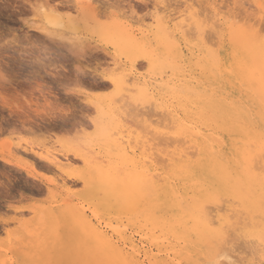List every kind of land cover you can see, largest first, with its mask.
<instances>
[{
    "label": "rangeland",
    "instance_id": "obj_1",
    "mask_svg": "<svg viewBox=\"0 0 264 264\" xmlns=\"http://www.w3.org/2000/svg\"><path fill=\"white\" fill-rule=\"evenodd\" d=\"M260 2H263L264 6V0H0V157L2 152L3 156H6L12 145L14 155L29 162L33 161L35 168L28 167L30 171H26L0 162V189L3 190L0 191V264H111V258L106 250L96 243L93 244L94 242L89 241L87 237L86 240L89 242L84 243L85 237L73 223L76 213L84 210L102 231L110 235L117 224L114 208L118 204L115 205L104 191L96 190V194L94 190L86 188L79 178L90 169L70 151L79 150L82 154L97 159L94 165L102 169L110 167L108 159L118 149L114 146L119 147L118 151L126 149L124 151L133 159L143 157L160 159L161 156L167 158L168 154L172 155L175 146L177 147L172 138L167 140L168 137L163 139L153 137L151 130V135L146 134L150 123L155 124L156 120V127L150 126L154 127L152 129L161 131L162 126L159 125L161 126L159 128L158 124L161 123L163 128L167 125L164 122L169 121L160 122L155 113L158 115L160 112L161 116L164 113V111L161 113L162 110H172L174 105V99L171 100L173 71L168 55L165 53L162 55V52L166 51L167 44L173 45V40L175 43L179 41L184 43L188 49L212 47L210 49L218 54L237 47H245V43L238 38L240 33L234 32V29L235 34L232 33L230 27H219L218 19L235 24L234 27L243 31L252 30L250 33L252 36L248 37V41L251 37L257 38L258 32L260 33L258 38L262 39L264 13L257 5ZM189 14L203 23L209 21L211 28L201 33L195 26L190 25L183 28L180 34H176L175 25L180 19L173 18ZM101 18L102 26L97 28L95 23ZM213 21L217 22L218 26L214 25ZM122 27H126V31L133 33L137 39L150 46L152 62L144 57H136L134 73L144 86L146 85L145 88H148L147 93L148 90L151 93H148V100L154 99L151 107L147 103L148 109L153 110L158 101L161 103L155 108L158 112L157 110L153 111L154 114L151 112L153 115L148 116L150 118L148 119L146 116L148 109L145 107L141 112L147 111H144L141 117H127L124 113L128 109L122 105L124 96L121 100L119 94L126 93L124 94L126 101L128 89L121 90V87H124L123 83L118 84L117 86H121L117 88L102 81V85L106 86L100 87L99 91L113 93L111 99L103 96L94 98V102L101 105L105 116L98 105L96 109L83 102H80L76 118L71 122L50 114L53 113L51 109L58 108L64 103L62 92L65 89V82L79 69H82L79 70L80 74L85 76L89 71L93 76L98 71L109 72L113 76L116 74V78L128 73L126 79L129 85L126 84L125 87L134 90L130 89L133 82L130 70L133 63L124 53V44L117 39V30ZM50 35H53V38L55 35H61L64 41L60 37L62 41L59 39L57 43L52 36L49 37ZM158 48H161L160 52L156 51ZM83 50H86V53ZM83 55L86 58H83ZM6 80L12 82L9 84ZM133 92L136 90L129 94L133 97L138 95V92L132 94ZM131 95L126 105L133 98ZM137 100L138 98H133V102ZM114 101L117 105L121 104V107L117 109ZM48 104L54 107H49ZM133 104L137 102L130 105ZM138 104H140L138 107L135 105L137 109L144 107L142 102ZM171 104L173 105L170 107ZM114 105L119 113L121 111L123 113L118 114ZM122 106L124 110L121 109ZM135 106L128 108H132L131 112H136L138 116L141 112L133 111ZM37 111L41 113L38 114ZM168 112H165L166 116ZM110 115L112 116L108 117ZM166 116L161 119L167 118ZM142 119L152 122L148 125L147 122L145 126ZM101 135L103 137L100 138ZM18 144L24 149H33L38 154H48L50 158L57 159L64 171L52 168L33 154L24 153L14 147ZM7 147L9 148L6 149ZM91 191L95 194L93 195ZM135 195L129 197L135 200L138 198ZM98 198L102 202H99ZM223 204L227 203L223 201ZM250 215L244 214L242 221H233L235 224L231 229L234 230L239 225L237 223H242L240 225L242 228L239 226L237 231H230L229 239H232L234 234V237L237 236L233 243L226 242V246L225 244L224 247L221 246L222 248L218 249L220 253L214 259L207 257L205 260L199 257L194 264H208L209 261H214L215 264H260L264 258L262 257L264 243L249 237L252 229L249 227L252 222L249 220ZM256 216L255 222L261 221ZM248 220L249 228L245 229L243 226L247 225ZM109 225L112 229L108 227ZM129 231L134 233L137 240L140 239L135 229L129 228Z\"/></svg>",
    "mask_w": 264,
    "mask_h": 264
},
{
    "label": "bare ground",
    "instance_id": "obj_2",
    "mask_svg": "<svg viewBox=\"0 0 264 264\" xmlns=\"http://www.w3.org/2000/svg\"><path fill=\"white\" fill-rule=\"evenodd\" d=\"M257 5L260 11L264 13L263 2L257 3ZM173 19H180L175 25L176 34H180L183 28L190 25L195 26L200 31L198 24L201 21L191 14L188 16L179 15ZM222 20L224 19L217 20L219 27H230L232 33H240H237L238 38L245 43V47H237L229 52L218 54L210 49L212 47L202 46L197 50L188 49L183 45L184 43L180 41L175 43L172 39L173 45H171L172 43L170 46L167 44L166 51L162 52V55L163 53L168 55L170 67L173 71V98L171 100L174 99V105H170V107L173 105L172 110L165 107L169 111L167 116L165 115V112H167L165 109L161 111V113L164 111L161 116L160 112L158 115L155 113L160 122L169 121L164 122V124H167V127L164 125V128L161 123L158 124L163 128L159 126L161 131L150 127L157 124V120L155 124L150 123L152 120L149 122L146 119L147 123L144 121L145 118L142 119V122H145L144 125L150 123L148 129L145 128V131L146 129L148 131L146 134L151 135V132H153V137L173 139L172 142L177 147L175 146L176 149L174 148L172 155L170 153L171 156L168 154L167 158L161 156L160 159H152L151 157L133 159L124 151L126 149L118 151L119 147L114 146L115 149L118 148V152L115 153L114 151L113 156H110L112 159H108L110 167L102 169L94 165L97 159L86 156L79 150L70 151L76 159L83 162L90 169L79 178L86 188L92 189L94 192L96 190L97 192L104 191V194L111 201L113 200L115 205L118 204L114 208L117 224L114 225L112 235L102 231L100 226L94 223V220L84 210H80L78 213L75 212L77 216L75 215L73 223L75 227L77 226L80 234L85 237L84 243L90 239L89 241H93V244L96 243L106 250L111 258V264H194L199 257L205 260H207V257L214 259L220 253L218 249L221 246L224 247V244L226 246V242L219 243L216 241L211 231L212 226L221 223L223 220L230 221L231 228H234L235 223L233 224V221H240L244 214H251L249 220H252V222L249 225L248 220L247 225L245 223L246 226H243V228L246 229L248 225L251 226L249 237L261 242V236L264 235V221H262L264 210L261 207L262 202H264V182H262L264 181V175L260 171L261 162L259 157L261 151H264V39H259L260 33L255 31L259 35H257V38L251 37L252 44H250L251 41H248V37L252 36L250 34L252 30L250 32L243 31L234 27L235 24H228ZM208 22L204 23L208 24ZM213 22L214 25L218 26L217 22ZM125 29L126 27H122L117 30V39L124 44V53L127 59L133 63L130 70L133 82L130 89L134 88L138 95L133 92L132 94L137 95L133 97L129 93L134 90L125 87L128 84L126 79L129 76L128 73L117 76L115 86L119 88L121 85H117L123 83L124 87L122 86L121 90L128 89L129 92L126 90L128 93L126 98L128 99L130 95L139 100L141 97L144 107L137 109L135 105L138 107L140 104L137 103L131 106L132 103L137 101L133 102V98H131L130 103L126 105L129 101L128 99L124 100V94L126 93L119 94L120 99L124 96V101L121 99L122 105H125L126 110L128 109L124 114L130 118L131 116L141 117L147 111L144 110L145 112L142 113L141 109L145 107L148 109L147 103L151 107L153 105L151 102H154V99L150 98L151 101L148 100V93H150L149 90L147 93L148 88H145L146 85L144 86L140 78L136 77L134 73L135 62L136 57H144L147 61L152 62L153 55L148 44L140 41L133 33ZM49 37L53 38V35ZM60 37L61 35H55L53 39L58 43L59 39L60 41H62L61 38L63 39V37ZM160 49L158 48L156 51L160 52ZM73 51L71 52L74 53ZM84 51L86 53V50ZM37 65L40 64L37 63ZM2 80L4 81V79ZM7 82L10 84L12 81ZM106 82L112 84L110 81ZM120 99L119 101H121ZM94 103L90 105L97 109L99 106L97 103L99 102ZM158 104L159 101L156 106ZM134 106L133 111L137 110L142 114L139 112L140 115L137 116L136 112H131L130 109L132 108L128 107ZM156 106L155 108H157ZM114 107L116 109L115 105ZM118 107L120 108L121 104L117 105V109ZM155 108L153 110L152 108L148 109L146 116L151 117L154 114L153 111L157 110ZM56 109L57 107L51 109V111L54 113ZM99 109L102 113L101 105ZM121 109L124 110V106ZM48 112L50 113V111ZM37 113L40 114L41 112L37 111ZM49 113H46V115L50 116L52 114ZM122 113V111L120 113L118 111V114ZM102 115L105 116V113H102ZM165 116L167 118L162 120L161 118ZM149 117L148 119H150ZM28 125L30 124L28 123ZM105 130L107 131V129ZM163 133L166 136H163ZM102 135L100 138L103 137ZM14 147L21 149L24 153L33 154L52 168L64 171V168L53 156L51 157L54 159L50 158L48 154L42 155L33 149H24L19 144L14 145ZM3 153H1L0 162L2 161L8 166L26 171L28 167H33V161L29 162L27 159L17 158L14 155L12 145H10L6 156H3ZM33 169L35 168L33 167ZM133 194H136L138 198L131 199L129 196ZM223 201L227 204L224 205ZM91 213L94 214L92 211ZM94 215L96 216V214ZM253 215H257L256 217L260 218L261 221L255 222L256 218L255 216L252 217ZM237 224L239 225L236 226V230L230 228V231H237V227L239 228L242 223ZM108 227L112 229L110 225ZM129 228L137 231L136 234L140 236L139 240L135 238L134 233H130ZM56 237L54 238L56 239ZM207 253L212 254L210 256Z\"/></svg>",
    "mask_w": 264,
    "mask_h": 264
},
{
    "label": "snow or ice",
    "instance_id": "obj_3",
    "mask_svg": "<svg viewBox=\"0 0 264 264\" xmlns=\"http://www.w3.org/2000/svg\"><path fill=\"white\" fill-rule=\"evenodd\" d=\"M103 20L96 21L95 26L97 28L101 27ZM198 27L200 28L201 33L206 29L211 28V24H205L199 22ZM261 38L264 39V31L261 32ZM194 39H199V37H194ZM102 81H110L113 85L117 84V79L115 76L111 75L109 72H100L98 71L95 76L88 72V74L81 75L79 70H77L68 81L65 82V89L62 92V97L64 98V103L62 106L58 107L52 115H55L58 119H65L69 122L73 121L76 118L77 109L80 106V102L93 104L94 98L103 96L105 98L111 99L113 93H101L99 88L102 86ZM141 100H137V103H141ZM260 171L264 175V151L260 153ZM251 167V166H250ZM264 182V181H262ZM0 191H3L0 189ZM262 210H264V202L261 204ZM230 221H221V223L212 226L211 231L219 243H233L235 237L232 239L230 237ZM261 242L264 243V235L261 236ZM262 257H264V249H262ZM208 264H215L214 261H209ZM260 264H264V258L260 261Z\"/></svg>",
    "mask_w": 264,
    "mask_h": 264
}]
</instances>
